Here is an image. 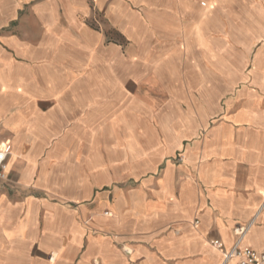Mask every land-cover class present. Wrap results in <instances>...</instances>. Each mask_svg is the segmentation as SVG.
Wrapping results in <instances>:
<instances>
[{
  "label": "crops",
  "instance_id": "crops-1",
  "mask_svg": "<svg viewBox=\"0 0 264 264\" xmlns=\"http://www.w3.org/2000/svg\"><path fill=\"white\" fill-rule=\"evenodd\" d=\"M263 41L264 0H0V264L264 252Z\"/></svg>",
  "mask_w": 264,
  "mask_h": 264
},
{
  "label": "built area",
  "instance_id": "built-area-1",
  "mask_svg": "<svg viewBox=\"0 0 264 264\" xmlns=\"http://www.w3.org/2000/svg\"><path fill=\"white\" fill-rule=\"evenodd\" d=\"M10 154L11 144L9 142L0 144V181L2 182H7L9 179L6 167ZM248 228L249 225H239L234 229L237 242L231 250H227L219 239L212 241V244L223 255V264H264V252H258L252 248H240V242Z\"/></svg>",
  "mask_w": 264,
  "mask_h": 264
},
{
  "label": "rangeland",
  "instance_id": "rangeland-1",
  "mask_svg": "<svg viewBox=\"0 0 264 264\" xmlns=\"http://www.w3.org/2000/svg\"><path fill=\"white\" fill-rule=\"evenodd\" d=\"M246 49L250 51V54L247 53ZM262 49H264V41L261 43L235 44L236 53L232 59L233 66L237 69L252 68L255 61L254 57L258 56ZM250 56L251 59H249Z\"/></svg>",
  "mask_w": 264,
  "mask_h": 264
},
{
  "label": "bare ground",
  "instance_id": "bare-ground-1",
  "mask_svg": "<svg viewBox=\"0 0 264 264\" xmlns=\"http://www.w3.org/2000/svg\"><path fill=\"white\" fill-rule=\"evenodd\" d=\"M203 200H204V198H203ZM204 201H205V200H204ZM201 205H202V204H201ZM246 234H247V233H246ZM246 234H245V236H246ZM245 236H244V237H245Z\"/></svg>",
  "mask_w": 264,
  "mask_h": 264
}]
</instances>
